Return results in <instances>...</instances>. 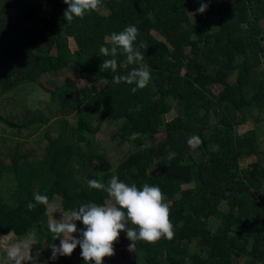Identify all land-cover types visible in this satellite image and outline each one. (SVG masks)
<instances>
[{"label":"trees","instance_id":"obj_1","mask_svg":"<svg viewBox=\"0 0 264 264\" xmlns=\"http://www.w3.org/2000/svg\"><path fill=\"white\" fill-rule=\"evenodd\" d=\"M14 1L21 4L22 15L9 13ZM45 1L53 5L51 15L42 18L40 26L31 27L27 20L34 23L37 15L45 11L41 6L31 0H0V17L15 21L16 34L23 42L16 45V34L0 29L2 92L20 84H37L44 74L71 66L92 75L96 82L107 83L97 92L83 88L78 100L73 84L44 88L62 110H75L78 120L75 127L62 122L57 138L47 134L50 146L41 161L21 164L24 156L17 154L10 166L0 163V177L8 173L15 181L10 196L0 187V239L14 233L20 238L31 235L46 248V239L48 243H60L50 239V207L37 205L31 211L27 208L29 202H34V193L47 195L50 204L56 197L61 198L66 212L103 200L107 193L79 181L76 167L93 168L97 162L98 173L91 174V178L101 181L102 174H109L111 162L94 145L97 133L109 119L124 122L121 137L129 138L136 148L121 162L119 180L138 188L145 183L159 186L169 206L174 232L171 240L161 237L155 243L132 242L122 231L124 241L133 243L145 255L146 264H162L161 256L165 264H235L239 258H248L245 264H264V165L258 160L249 168L239 167L241 159L264 155V151L259 148L257 128L241 135L235 130L252 113L264 109V67L261 69L258 59L264 54V28L260 25L264 20V0H232V15H222L218 29L212 28L216 13L210 0H102L99 10L71 23L63 18L67 8L64 0ZM201 3L208 5L204 13L197 12ZM191 12L193 18L188 16ZM129 25L139 30L134 47L144 55L142 63L151 72L149 84L135 93L134 83L113 81V76H126L139 67L128 64L126 54L118 49L115 73L100 67L104 59L112 58L99 51L101 46L111 47L106 37ZM152 31L164 37L165 42ZM70 38L78 45L75 59ZM141 41L147 46L139 48ZM233 74L235 81L230 83L228 78ZM216 85L221 90L214 94L211 88ZM172 100L180 111L174 119L177 127H166L163 142L155 144L163 115L172 110ZM211 111L218 116L213 124ZM98 115L100 121L92 128L90 119ZM0 119L5 121L2 116ZM48 122L40 115L23 126ZM69 128L74 136H70ZM134 132L140 135L132 140ZM193 135L200 138L197 149L205 159H195L191 154L187 141ZM148 141L152 146L143 148ZM82 142L87 145L86 151L79 145ZM166 150L174 154L171 160ZM138 164L140 170H136ZM153 168L156 171L150 174ZM189 184L193 186L182 188ZM177 194L179 197L174 198ZM222 202L231 212L212 231L209 219L224 217L219 209ZM84 227L78 221L79 232L86 230ZM128 227L135 226L129 223ZM122 242H114L113 247L119 248ZM192 242L198 250L189 252ZM204 249L208 250L206 256ZM78 251L76 248L73 254ZM78 264H85L82 257Z\"/></svg>","mask_w":264,"mask_h":264},{"label":"rangeland","instance_id":"obj_2","mask_svg":"<svg viewBox=\"0 0 264 264\" xmlns=\"http://www.w3.org/2000/svg\"><path fill=\"white\" fill-rule=\"evenodd\" d=\"M32 2L41 6L45 11L39 13L35 19V22L27 20L28 26L35 27L40 26V21L44 17H49L53 11L52 3L45 0H31ZM216 17H214L212 28H219V21L222 15L230 17L232 15V0H210ZM3 2L0 3V7ZM11 15H22L21 4L14 1L13 7L9 10ZM188 16L193 18V12L189 13ZM14 20H10L6 17H0V29L7 32H11L12 35L16 34L14 28ZM260 25L264 28V20L260 22ZM152 34L159 40L165 42V38L162 37L158 32L152 31ZM13 38V37H12ZM16 45H23L22 40L19 41L18 36H15ZM167 44V43H166ZM69 45L72 51V58L77 57L78 45L74 38L69 39ZM168 47H170L167 44ZM259 63L261 69L264 67V54L258 55ZM229 82L235 81V74L228 78ZM106 81L102 80L96 82L95 78L86 73H82L75 66H71L61 71L49 72L44 74L39 83L30 84H20L15 89L9 92H2L0 86V116H2L5 121L0 119V163L4 166H10L13 163L16 155H23L21 159V164H34L41 161L45 156L50 143L47 139V134L52 138H57L62 132V122L67 121L70 127H75L78 120V114L75 110H62L58 103L51 100V95L44 88H53V84H57L59 87L63 88L66 85L73 84V93L75 99L78 100L81 97V91L85 87H89L94 92H97L106 85ZM221 90V86H213L211 91L217 94ZM172 110L163 115V125L161 126L160 133L155 136V144L162 143L165 138V128H176L174 119L180 114L179 106L175 100L171 101ZM84 114V113H83ZM40 115L49 119L48 123H37L30 127L23 126L29 120L33 118H38ZM218 116L214 115L211 111L210 122L213 124L217 121ZM100 121V116H95L90 119L92 128H95ZM124 122H116L112 120H106L102 125L101 130L97 133L94 145L99 154H103L112 164V169L109 174H102L101 181L107 185L108 181L112 176H117L119 166L124 158L136 150L135 145L129 139H123L121 137ZM257 128L258 144L261 151H264V109L262 111H256L248 116L246 123L241 126L235 127L236 132L241 135L247 130ZM70 136H74L71 128L68 129ZM89 136V134H87ZM74 140L76 139L73 138ZM72 140V139H71ZM82 148L86 151L87 145L82 142L79 143ZM152 146V142L148 141L142 144V147L148 149ZM191 147V146H190ZM215 146H213V149ZM166 153L172 154L171 151L166 150ZM191 154L195 159H205L201 155V151L197 149V146L191 147ZM261 160L264 165V155L253 156L249 158H243L239 161L240 168H249L251 163ZM89 167V168H88ZM141 165L136 166V170H140ZM99 165L96 162L93 168L91 166H86V168L76 167L77 175L79 181L88 185V181L92 175L98 173ZM155 168L149 171L150 174L155 173ZM92 174V175H91ZM15 181L13 175L8 173L3 174L0 177V187L5 195L10 196L13 193V188ZM193 185H185L182 188H191ZM258 198V195H255ZM179 194L175 195L174 198H178ZM112 202L108 195L106 194L102 201L98 202V205H104L105 203ZM219 209L223 212L224 217L210 218L209 228L214 231L220 223H224L230 214V209L225 202L219 205ZM62 213H70L64 211L61 198L56 197L54 201L50 204L49 221L60 220L62 218ZM78 221L76 222V224ZM264 224V219L262 220ZM78 229V228H77ZM76 238H80L79 230L73 234ZM18 237V236H17ZM20 238V237H19ZM182 242L185 244L186 237L181 236ZM22 242H30L31 249L30 255L33 257L32 261L25 260L23 264H78L79 258L81 256V249L79 245V251L76 254H71V256H58L55 260L50 259L52 253L51 249L42 247L38 244L31 235L22 237L18 240ZM117 241H123L119 248H114V255L111 257H105L103 259V264H124L127 261L134 260L137 264H146L145 255L139 251V249L133 245L130 249V243H125L122 231L120 232ZM3 241L0 243V264H15L14 261L8 259V251L14 247V244H10L6 249L2 246ZM116 242V241H115ZM18 244H16L17 246ZM195 242H192L188 246V251L191 252L197 249ZM59 246V244L57 245ZM198 250V249H197ZM74 252V251H73ZM208 253L207 249L203 250V255L206 256ZM160 262L165 264V258L160 257ZM248 258H239L235 260V264H245L248 263Z\"/></svg>","mask_w":264,"mask_h":264},{"label":"clouds","instance_id":"obj_3","mask_svg":"<svg viewBox=\"0 0 264 264\" xmlns=\"http://www.w3.org/2000/svg\"><path fill=\"white\" fill-rule=\"evenodd\" d=\"M67 5L63 13V18L68 23L74 19H83L86 14L97 11L102 6V0H64ZM207 4L201 3L197 12L204 13ZM139 30L135 25H129L123 31L113 32L110 37L111 47L101 46L99 51L104 57L101 64L103 69H111L116 72L118 49L126 54L128 64H138L139 67L133 68L126 76L115 75L113 81L116 84L125 82L129 85L135 84L132 92L137 89L145 88L151 79L150 68L143 64L144 55L134 47L137 41ZM146 42L141 41L139 48L146 47ZM140 133H133L130 137L135 140ZM189 146L195 147L201 143L198 136L193 135L187 141ZM174 154H170L171 160ZM89 188L102 190L107 193L112 202L98 205L94 202L81 204L70 213H62L60 220H53L48 224V230L52 234L51 241L59 240V246L55 243L44 244L51 249L50 259L55 260L58 256H71L73 251L79 245L81 256L85 264L94 261L95 264H103L105 257L114 255L113 244L119 238L120 232H126L127 238L132 241H144L155 243L161 237L171 240L174 236L173 225L170 221L169 206L165 203L166 197L163 195L159 186L145 183L142 188L135 184L129 186L121 182L117 176H112L107 185L96 179L88 181ZM34 202H29L27 208L33 210L37 205L50 207L49 197L44 194L34 193ZM80 221L86 230H80V238L73 234L78 231L76 222ZM129 223L135 227H128ZM133 243L130 245V249ZM30 242H22L12 247L7 255L8 259L15 264H23L25 260L32 261L30 255Z\"/></svg>","mask_w":264,"mask_h":264},{"label":"crops","instance_id":"obj_4","mask_svg":"<svg viewBox=\"0 0 264 264\" xmlns=\"http://www.w3.org/2000/svg\"><path fill=\"white\" fill-rule=\"evenodd\" d=\"M19 239L20 238L17 237L14 233H8L0 239V243L1 241H3L2 246L4 247V249H6L7 246H9L10 244H14V246H16V244L19 245L20 244V242L18 241Z\"/></svg>","mask_w":264,"mask_h":264},{"label":"water","instance_id":"obj_5","mask_svg":"<svg viewBox=\"0 0 264 264\" xmlns=\"http://www.w3.org/2000/svg\"><path fill=\"white\" fill-rule=\"evenodd\" d=\"M84 228H86V227H84ZM125 243H128L127 241H125Z\"/></svg>","mask_w":264,"mask_h":264}]
</instances>
